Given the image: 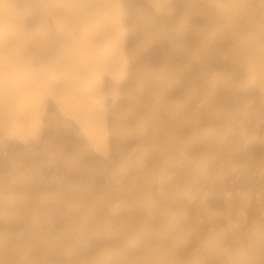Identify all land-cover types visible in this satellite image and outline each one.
Listing matches in <instances>:
<instances>
[{"label": "bare ground", "instance_id": "bare-ground-1", "mask_svg": "<svg viewBox=\"0 0 264 264\" xmlns=\"http://www.w3.org/2000/svg\"><path fill=\"white\" fill-rule=\"evenodd\" d=\"M0 264H264V0H0Z\"/></svg>", "mask_w": 264, "mask_h": 264}]
</instances>
